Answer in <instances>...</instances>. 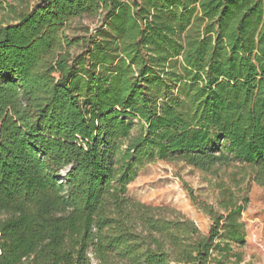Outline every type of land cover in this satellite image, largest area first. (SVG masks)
Here are the masks:
<instances>
[{"label": "trees", "instance_id": "trees-1", "mask_svg": "<svg viewBox=\"0 0 264 264\" xmlns=\"http://www.w3.org/2000/svg\"><path fill=\"white\" fill-rule=\"evenodd\" d=\"M148 156L264 185V0H0V264L241 261L242 203L126 193Z\"/></svg>", "mask_w": 264, "mask_h": 264}, {"label": "rangeland", "instance_id": "rangeland-1", "mask_svg": "<svg viewBox=\"0 0 264 264\" xmlns=\"http://www.w3.org/2000/svg\"><path fill=\"white\" fill-rule=\"evenodd\" d=\"M24 5V4H23ZM99 17L84 16L71 22L73 34L85 30L93 32ZM72 50L80 51L73 48ZM126 193L133 199L152 205H166L192 219L202 232H207L211 221L191 199L205 202L219 213H224V200L230 196L243 204L240 219L244 224V243H230L239 252L237 264H264V185L252 180V169L238 161L219 166L216 173L204 172L182 161H168L144 157L136 166L134 176L127 182ZM225 242H222L224 244ZM219 256L218 251L213 253ZM227 257L222 264H235ZM212 264H218L214 261Z\"/></svg>", "mask_w": 264, "mask_h": 264}]
</instances>
